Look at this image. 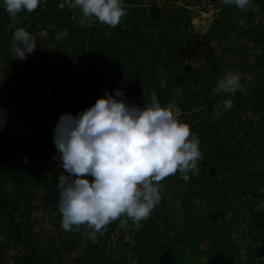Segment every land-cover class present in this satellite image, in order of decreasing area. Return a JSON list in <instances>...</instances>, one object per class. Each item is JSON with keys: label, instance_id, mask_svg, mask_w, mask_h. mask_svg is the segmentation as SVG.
I'll return each mask as SVG.
<instances>
[{"label": "trees", "instance_id": "1", "mask_svg": "<svg viewBox=\"0 0 264 264\" xmlns=\"http://www.w3.org/2000/svg\"><path fill=\"white\" fill-rule=\"evenodd\" d=\"M61 1L40 0L42 3L35 11H23L17 16L18 28L36 37L37 48L6 76L14 85L12 100L4 101L7 131L0 130V252L8 247L6 252L12 253V264L61 263L59 256H54V249L38 250L33 225L29 223L36 195L25 191L28 181L41 177L34 169L36 164L48 156L59 157L54 131L61 115L87 110L103 97L105 90L114 95L120 89L130 103L141 107L150 102L155 92L162 106L175 101L182 113L201 104L215 113L217 101L224 96L213 93L220 63L208 35L203 41L209 72H192L185 65L192 39L197 38L187 34L192 28L188 8L196 6V2L181 6L177 5L180 0H156L153 5L142 0H124L127 14L119 25L113 28L99 22L89 28L84 22L81 26L82 19L72 9H60ZM209 4L222 8L223 15L229 10L223 0H209ZM253 4H262L264 16V0H253ZM240 12L244 19L255 14L251 7L247 13ZM10 22V15L0 2V50L8 52V43L18 29L12 28L8 33L6 26ZM217 28L215 23L210 30ZM247 32L249 41L259 49L256 58L261 72L248 94L243 88L231 98L240 97L243 107H250L251 113L259 117L255 125H250L256 127L254 131L242 135V139L254 136L249 139L251 151L241 145L242 139L229 145L223 136L236 111L230 117H218L210 126L194 127L203 152L198 173H189L190 179L184 181L177 172L160 182L161 186L164 181L173 183L172 191L167 189L172 193H167L180 199L179 208L168 203L161 193L160 203L141 222L142 227L136 230L129 225L131 230L124 231V241L126 236L131 237L124 246H131L135 264H193V259L195 264H240L242 257L231 239L242 212L244 219L248 216L257 224L258 234H262L254 237L257 239L248 246L247 255L258 262L264 257V210H258L264 203V169L257 161L261 159L257 146L264 145V25ZM48 44L54 46L47 50ZM30 76H34L35 83L41 79L48 83L49 90L46 99L24 109V86ZM180 87L177 94L175 89ZM3 98L0 89V99ZM25 157L28 163H24ZM202 165L207 168H200ZM50 181L55 183V177ZM56 189L54 185L50 190ZM109 228L113 230L114 225ZM108 238L104 235L99 243L90 244L85 261L74 257V263L114 264L103 256ZM76 248L72 244L68 252ZM4 260L0 259V264ZM127 261L124 258L123 264Z\"/></svg>", "mask_w": 264, "mask_h": 264}, {"label": "clouds", "instance_id": "2", "mask_svg": "<svg viewBox=\"0 0 264 264\" xmlns=\"http://www.w3.org/2000/svg\"><path fill=\"white\" fill-rule=\"evenodd\" d=\"M11 18L35 11L40 0H0ZM247 10L253 0H223ZM78 19L95 18L115 28L127 10L124 0H73ZM98 22V23H99ZM86 25V23H85ZM87 26V25H86ZM88 27V26H87ZM15 59L26 61L37 48L36 37L24 28L12 35ZM243 91L241 74L228 71L213 88L214 94ZM125 92L104 91L102 98L76 115H61L54 131V144L63 172L58 177L57 207L65 231L86 225L94 241L107 226L119 220L130 231L142 227L161 201L160 182L179 172L184 181L199 171L200 141L190 126L179 121L173 106H162L155 92L142 107L130 103ZM233 107L232 99L222 101ZM217 117L222 113L214 109ZM55 159V157H54ZM24 163H28L27 157ZM88 177H91L89 179ZM131 241L130 236L125 237ZM264 257L259 258V264Z\"/></svg>", "mask_w": 264, "mask_h": 264}, {"label": "rangeland", "instance_id": "3", "mask_svg": "<svg viewBox=\"0 0 264 264\" xmlns=\"http://www.w3.org/2000/svg\"><path fill=\"white\" fill-rule=\"evenodd\" d=\"M190 2H196L197 5L188 8L190 11L192 28L187 31V34L195 35L197 38L192 39L191 47L187 51L185 61L186 67L192 72L195 70L197 72L199 71L201 74H207L209 72L210 66L205 57V45L203 41L204 36L208 35V37L213 40L215 52L220 63L217 81L228 71L239 73L241 74V85L248 94L250 89H252L253 82L257 79L258 73L261 72V68L256 58L260 53L259 49L255 44L249 41L247 33L250 32L247 31L251 29L255 30V28L264 25V16L261 12V8H263L262 4H253L250 6L255 11V14L253 17L250 16L244 19L240 15L241 9L237 8L235 4H227L229 10L226 12V15H223L224 11L222 8L217 9L209 4V0H180L177 5L185 6ZM142 3L153 5L156 3V0H142ZM157 3H159V1ZM245 12L247 13V10H245ZM10 21L9 25L6 26L8 33L12 28L17 29L20 24V20L17 18L13 19L10 17ZM215 23H217L218 28L215 31L210 30L211 26ZM41 34L43 36L47 35L45 32H41ZM56 38L60 39L61 37ZM8 45L10 52L6 49L0 50V89L4 94L3 100L0 99V130L4 132L7 131L4 101L9 102L12 100V88L14 85L12 81L7 80L6 76L16 69L17 64L19 65L22 62L20 59L13 58L15 53L11 46V41H9ZM53 46L54 45L48 44L46 48L49 50ZM234 68L236 69L234 70ZM162 84L165 85V82ZM48 90V83L42 79L39 83H35L34 76H30L24 86L25 99L23 101V108H33L39 102L46 99ZM175 90L178 94L182 88H176ZM236 93H221V95L224 96H221L215 106V109H219L222 113V116L219 118L224 116L230 117L232 113L236 111L235 117L227 122L228 129H224L223 131V136L226 138L229 145L238 143L242 139V135L245 131H254L256 127H250V125L251 123L255 125L256 121L259 119L257 115L251 113L250 107H243L244 103L240 97L235 98V100L231 98L234 97ZM242 96H246V94ZM229 98L233 101V107L226 110L222 101ZM237 102L238 104H236ZM169 105L178 110L176 115L179 121L188 124L191 131L197 137L198 132L193 130L194 127L210 126L219 119L215 113L207 110L206 106L203 104L197 109H191L188 113H182L175 101H172ZM47 106H49L48 103ZM43 113L44 115L48 114L46 109H43ZM14 126L18 127V124L14 123ZM17 129H19V127ZM250 137L253 138L254 136H249L241 140V145L248 148V152L251 145V142H249ZM259 138L260 137L256 138L257 142ZM257 149V155L261 157V159H257V161L261 165V168L264 169V145L257 146ZM200 151L203 154L201 147ZM200 168L205 169L207 165H202ZM34 169L37 174L40 173L41 177L37 176L36 179L28 181V184L25 186V191L36 195L33 198V206L35 209L30 215L29 223L33 225L32 234L37 242L39 251L54 249V256H59L61 261L60 264H75L74 257L84 262L87 255H89L88 253H90L89 245L99 243L101 236L108 235L107 249L103 256L114 264H123L124 258L128 259L126 264H135L136 261L132 254L131 246L129 248H125L126 246H124L126 242L123 238L125 229L120 227L119 220L110 223L103 234L97 233V238L94 241L89 237L88 232L90 229H88L86 225H81L79 230H75L74 228L73 231H65L61 227L62 215L57 207L59 190L58 188L56 190H50L54 185H58V177L63 172L60 167L59 157L55 156L54 159V156H48L42 162L36 164ZM54 177L55 183L50 181L53 180ZM172 187H174V185L171 181H164V185L161 186V193L166 195L165 198L168 203L179 208L180 199L170 196ZM258 210H264V203L258 207ZM181 212L182 211H180L179 214ZM246 217L247 220L244 219V213L242 212L240 222L237 224V227L234 228L231 241L236 243L237 250L242 257V262L240 264H259L258 260H253L251 255H247V250L248 246L253 244L254 240L257 239L254 237L262 234H258L257 224L255 225V222L251 221L248 216ZM22 222H24V226L26 227L25 218H22ZM128 223V225H132L130 219ZM111 225H114L113 230L109 228ZM181 225L182 223L180 221L178 226L181 227ZM72 244H75L77 248L74 251L71 250V252H68ZM259 244L262 243L260 242ZM25 246V248H27L29 244ZM7 249L8 247L2 248L0 259L5 258L4 264H12V253L6 252ZM192 263L195 264L197 262L193 259Z\"/></svg>", "mask_w": 264, "mask_h": 264}, {"label": "built area", "instance_id": "4", "mask_svg": "<svg viewBox=\"0 0 264 264\" xmlns=\"http://www.w3.org/2000/svg\"><path fill=\"white\" fill-rule=\"evenodd\" d=\"M72 3H73V0H63V1L60 2L59 7H60V9L70 8V9L76 10L82 15V13H81L79 8L71 7ZM84 21H85L86 25L89 28H92V27L96 26L98 24V22H99L95 18H89V19H86Z\"/></svg>", "mask_w": 264, "mask_h": 264}]
</instances>
